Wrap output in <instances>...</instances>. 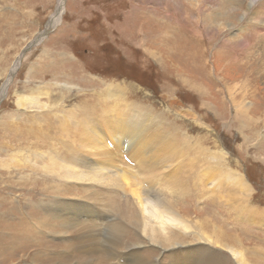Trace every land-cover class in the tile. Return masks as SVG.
Wrapping results in <instances>:
<instances>
[{
	"label": "rangeland",
	"instance_id": "374dc122",
	"mask_svg": "<svg viewBox=\"0 0 264 264\" xmlns=\"http://www.w3.org/2000/svg\"><path fill=\"white\" fill-rule=\"evenodd\" d=\"M250 2L63 0L61 20L47 27L60 0H0V92L9 78L0 99V264H13L17 258L24 259L23 264H56L58 259L48 257L60 254L66 257L64 264L79 261V254L72 253L65 237L49 227L43 228L44 220L40 222L39 218L48 198L61 195L62 190L69 191L63 195L69 200L64 203L74 206L72 213L77 216L86 218L103 210L93 199L92 204L85 205L87 200L82 204L74 198L91 195L100 202L106 198L105 190H84L85 185L65 181L62 169L82 152L86 159L97 162L98 157L88 153L91 147L85 145V130L89 129L86 117L91 113L98 116L97 129L120 166L140 171L152 166L144 173L152 176L153 194L158 185L156 178L173 173L172 179L168 176L169 181L180 185L179 193L185 192L178 201L174 200L175 195H168L182 214L198 220L215 238L225 235L236 246H243L249 262L264 264V81L259 80L254 87L262 93L258 98L237 96L233 100L229 92L232 85L241 83L239 76L248 71L249 60L254 58H248L246 51L236 55L239 47L233 40L255 42L250 12L260 2L255 6ZM220 4L233 8L235 15L215 17L210 9ZM254 52L252 55L257 53ZM225 54L231 56L233 67H225ZM182 74L199 83V94L195 95L184 83ZM255 77L254 72L251 80ZM221 96L224 101L220 103ZM33 98L40 104L34 106L37 102L30 100ZM254 101L258 105L252 104ZM190 108L193 114L188 111ZM110 115L142 122L159 152L154 155L153 147H148L142 158L130 153V132L117 131L122 147L117 145L115 132L105 125ZM165 143H171V147ZM79 149L83 151L79 153ZM228 196L231 197L227 201ZM27 198L35 200L31 202L33 208H28ZM39 198L43 204L37 201ZM87 206L92 208L89 213ZM111 213L109 208L106 223L101 226L105 241L102 246L108 248L105 256L112 258L111 264H123L117 256L121 246L110 247L113 237L108 226L118 221L122 213ZM47 222L53 223L51 219ZM188 236L192 235H185ZM191 238L193 243L181 246L184 251L212 247ZM125 239L124 243L136 241L132 236ZM12 241L18 248L10 256L15 246ZM145 241L148 242L147 237ZM144 249L156 264L169 262L165 248L150 244ZM35 251H41L37 260L25 261ZM184 255L183 252L181 261L176 259L175 264H186ZM220 255L225 258L224 263L235 264L226 251L220 250Z\"/></svg>",
	"mask_w": 264,
	"mask_h": 264
},
{
	"label": "bare ground",
	"instance_id": "6f19581e",
	"mask_svg": "<svg viewBox=\"0 0 264 264\" xmlns=\"http://www.w3.org/2000/svg\"><path fill=\"white\" fill-rule=\"evenodd\" d=\"M199 1H201V0H199ZM250 1H251L250 4L251 5L254 4V6L260 2V4L254 10H252V12H250V13H252L251 14L252 17L250 18V21L253 25L254 32H255V37H256L255 42L253 44H251V43L246 44V42H242V39H239V38H234L233 40L235 41V43L236 42L238 43L237 45L239 47V49H235V50H237L236 55H241V54H243V51H246V55L248 56V58L250 56H253L254 58L249 60L250 67H249L248 71L246 73L245 72L242 73L241 74L242 76H239L242 78L241 83H237L236 85L234 84V85H232L231 89L229 88L230 89L229 90L230 95H231V93L233 94V96H232L233 100L237 96H241V98H244V99L246 97H252L253 98V97H255V95H257V98L260 97L259 96L260 92L254 87H255L256 83L259 82V80L263 79V81H264V0H250ZM62 3H63V0H60L59 7L57 8L56 12L50 17V20L47 24V27H51L53 25H56L61 20L60 17H61V14H63L62 11H64L62 8L63 7ZM223 5L220 4L217 8L210 9V11L214 14V16L216 15L215 17H217L218 15H221V14L223 16L226 15L225 17L235 15L234 11H232V10H234L233 8L231 10L229 7H226ZM201 7H202V4H201ZM203 10H204V8H203ZM202 12H205V11H202ZM247 13H249L248 10L244 14L245 17L247 16ZM205 14H206V12H205ZM190 23L192 24L191 21H190ZM223 24L226 25L225 23H223ZM254 24H255V27H254ZM41 34H43V33H41ZM41 34H40V36H41ZM228 41H229V39H228ZM254 47L257 49V50H255L257 53L254 52ZM229 52L232 53L231 51H229ZM253 52L256 54L252 55ZM195 53H197V52L193 53L194 56L197 55ZM222 59L225 61V67H227L228 65H231L233 67V63L230 62V60H231L230 55H228V54L222 55ZM243 59H246V58H243ZM246 60L243 61L244 64L246 63ZM170 61H171L170 63L173 64L172 59H170ZM198 63H200V61ZM18 65H19V63H16L14 67L17 68ZM250 69H252L253 71L250 72ZM14 70L15 69H13L11 71V73H13V76L15 75ZM254 72L256 74V77L254 80H251L252 73H254ZM180 76H181V74H180ZM182 76H183L182 78H183L184 83H186V85H188L189 87H191L193 89L195 95L199 94V91L197 89V86H200L199 83H197L193 79L186 78L183 74H182ZM189 76H190V74H189ZM10 80H11V77H10ZM8 82H9V78L7 79L6 83L4 84V86L1 89L0 99L3 98L2 95L6 91ZM252 85H253V88H252ZM218 92H220V94H222V92L225 93L223 90L222 91L218 90ZM214 94L215 93H213V95ZM260 94H262V93H260ZM224 98H225V96H224ZM37 99H38V97H37ZM244 99H242V101ZM30 100H32L33 103L37 102V100L34 98L30 99ZM222 100L224 101L223 96L220 97V103ZM244 101H246V100H244ZM39 104L40 103L37 102V104L34 106H37ZM252 104H254L255 106L258 105L255 101L252 102ZM251 109H252V106H251ZM92 110H93V108H92ZM188 111L190 113L192 112V114H193V111L191 108L188 109ZM245 112H246V109H245ZM249 112H247V113L249 114ZM150 113H151V111H150ZM91 114L86 117V120H88V122H89L88 123L89 129L85 130L86 131L85 135L88 136V138L86 137L85 145L89 148L91 147L90 150L88 151V153H93L90 156L98 157L97 162L96 161H90L89 158L86 159L85 158L86 156H84L82 154L83 153L82 152L81 154H79V156L77 155V157H76V155H75L72 159L67 161L66 164H64L65 168H62V169L65 171V173H64L65 181H70L71 183L77 184V185H79V184H82L83 186L85 185L86 187L84 190H89L91 188H97V190H102V189L105 190L104 194L106 195V198L101 199L100 202H99L98 197L94 198L91 195H88L87 197L79 196L77 198H74V199H76L77 202L80 201V203H82V204H83L84 199L87 200V202H85V205L92 204L93 201L95 200L100 205V207L103 208V210L100 209L99 211H94L91 214V216H89V217L86 216V218H85V216L84 217L77 216L75 213H72V210H74L75 207L70 205L69 203H64V202L69 201V200H67L63 195H65L64 193H69V191L62 190L64 193H61V195H57V196L55 195L52 198L51 197L48 198L49 202H47L44 206V214L41 215V217L39 218L40 222L42 220H44V223L41 224L43 228L47 229L49 227V229H51V231L53 230L55 232V230H56V232H59L60 234H62V236L65 237V239L67 241L66 245L70 248L72 253L75 255L79 254L78 258H80V259L75 264H99V262H100V264H101V262H102V264H111L110 260H112V258L109 259V257L105 256V252H108L109 250H108V248H104L102 246V244L105 241H103V239L101 238V235H102L101 234V231H102L101 226L105 225V223H106L105 216H106L109 208H110V214H112L111 213L112 211H116V212L118 211V212L122 213L121 218L118 221L110 223L108 226H109V233L113 237L112 240L110 241V244H111L110 247L117 248V247L121 246V248H120L121 253L120 254L118 253L117 256H119V260H121V262L123 264H156V262L153 260H150L151 258L149 259L148 255L146 256V253H145L146 249H144V247H147L150 244L152 246H160L162 248H165L164 251H166L165 252L166 257H167V259H169V262L167 264H175L176 259L179 260L178 262H180L181 260H180L179 256L183 252L185 254L184 255V258H185L184 261H186L185 262L186 264L189 262H192L191 264H226V263H224V261H226L225 258H221L220 250L226 251L232 257L235 264H254V263H251L248 261V258L246 256V251H245V248L243 246H240V247L236 246L235 243L231 242L228 238L225 239L223 237L225 235H222L221 237L218 235L215 238L214 237L215 235L212 236V235L208 234L207 229L202 228V226L200 224H198V220L192 221L190 219V217L187 218V215L185 217L182 214V212H181L182 209L181 210L178 209L176 207L175 202L173 200H171L169 198V195H168V194H170L172 196L175 195L176 198L174 200H177V198L181 194L179 192L182 191L181 187H179L180 190H177L179 184L176 185L172 181H169V178L172 179L174 177L173 173H171L169 175L166 174L164 176L156 178V182L158 183V185H157L158 187L156 186L155 188H153V190L155 192L153 194L152 193V187L150 185V181L152 179L151 178L152 176L144 173L145 171H149L152 166L149 169H145L144 167H142V168H144L142 171H140V170H129V169H126V168H123L122 166H120V164L118 163V159L114 158L113 153L111 152L112 149L110 150L108 148V146H107L108 144L106 143L105 139L102 137L99 129H97L98 124H96V123H98V120H99L97 118L98 116L94 117V115L92 116ZM238 114L243 116V114H241V112H238ZM82 115H84V114H82ZM144 115H145V113H144ZM150 116H152V115H150ZM83 118H85V117H83ZM139 118H141V117H139ZM125 119H119L117 115H110L108 117V119H106L107 121H106L105 125L112 128V130H110L111 132H113V131L115 132L114 141L120 147H122V143H121L122 138L117 131L122 132V133L123 132H130L131 137H130L129 143H131V145H132L130 148V153H133V155H136V156H140V158L145 157L143 152H146L148 147L149 148L153 147V143H151V142H155V139L152 138L153 136L150 137L149 134H147V133H149V130L146 133L147 130L145 129L144 126H142V122L129 120L130 122L132 121V123L128 124L129 121H127ZM148 119H150V117ZM143 123H144V121H143ZM251 123H252V121H251ZM77 125H78V123H77ZM144 125H145V123H144ZM152 125H151V127H152ZM115 126H117L116 130H115ZM47 129H46V131H47ZM150 129L153 130V127ZM81 130H82V128H81ZM242 131H244V130H242ZM108 134H110V133H108ZM245 136H247V135H245ZM155 138L157 139V138H159V136H155ZM82 141H83V139H82ZM163 142H161V143H163ZM154 144H156V142ZM170 144L171 143L166 144V145L167 146L169 145L171 147ZM80 146H82V145H80ZM167 146H166V149L169 147V146L168 147ZM114 147H115V145H114ZM69 151H71V150H69ZM80 151H83V150L79 149L78 152L80 153ZM128 151H129V149H128ZM153 151H154L153 152L154 155L157 152H159L156 147H153ZM221 151H223V150L221 149ZM168 152H169V150H168ZM180 152L182 153V151H180ZM84 153H86V152H84ZM150 154H147L146 157L151 158ZM172 155L174 156V154H172ZM182 155L183 154H181V156ZM175 156H176V154H175ZM122 161H123V159H122ZM123 163H125V162L123 161ZM123 163H121V164H123ZM138 163L141 164L140 161ZM169 163H171V162H168V164ZM131 164H133V163H131ZM152 164H153V162H152ZM177 172H179V171L177 170ZM231 175L232 174H230V178H231ZM168 176H169V178H168ZM229 182H231V181H229ZM222 183H225V182H222ZM218 186H221V185H218ZM166 191H169L172 193H168ZM127 192L129 193L128 195H127ZM184 192L185 191H183L182 194ZM230 197L228 196L227 201ZM245 197L248 198L247 196H245ZM246 198H245V200H246ZM91 199H93L92 203L90 202ZM25 200H26L28 208H33L32 207L33 205H31V202L35 201V200L33 198H29V199L27 198ZM41 200H42V198H39L37 201L41 202ZM247 200H249V199H247ZM127 201L130 202V205L127 203ZM102 202H106V203H102ZM241 202H242V200H241ZM41 204H43V202H41ZM242 204H244V203H242ZM246 205H248V204H246ZM241 206H243V205H241ZM94 208H96V207H94ZM137 209L139 210L138 212H137ZM246 209H248V208H246ZM85 210L87 213H89L92 210V208L87 206ZM188 216H190V215H188ZM49 219H51L53 223H48L47 221ZM56 227H57V229H56ZM48 233H50V232H48ZM193 234H195L196 237H194ZM185 235H192L194 238L192 236H191L192 238L189 236L186 238ZM129 236L135 237L136 241H133V242L126 241V239ZM145 237H147V239H148L147 243L145 241ZM123 238L124 239L126 238L125 243H124ZM190 238L193 239V241L198 242V244L200 242H207L210 244L209 247L210 246H212V247H210V249H209V248H204L203 246H200L198 248H190L189 250L184 251L181 246L185 245V244H190V242H192V241H189ZM41 240L43 241L44 239H41ZM14 243L15 242L12 241V244L15 246H13V252L10 254V256L15 254V251L18 248V244L17 243L14 244ZM24 244H26V243H24ZM40 244H41V242H40ZM60 247H61V245H59V249H60ZM214 247H217V249L215 251L213 250ZM46 248H48V247H46ZM35 250H36V248H35ZM40 252L41 251L32 252L33 255L32 254L27 255L28 259H26L25 261L37 260L36 258ZM112 252H113V250H112ZM48 254L51 255L49 252H48ZM117 256H116V258H118ZM48 258L49 259H58L59 261L56 264H64L63 262L66 259V257H63L62 254H60L59 256H56V257L52 256V257H48ZM23 260L24 259L21 260V259L17 258L14 260L15 262H13V264H23L24 263Z\"/></svg>",
	"mask_w": 264,
	"mask_h": 264
}]
</instances>
